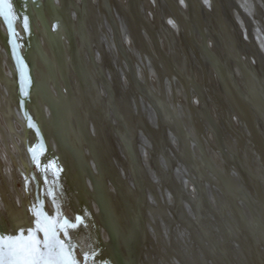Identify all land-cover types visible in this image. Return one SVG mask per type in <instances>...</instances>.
<instances>
[{
	"label": "bare ground",
	"instance_id": "1",
	"mask_svg": "<svg viewBox=\"0 0 264 264\" xmlns=\"http://www.w3.org/2000/svg\"><path fill=\"white\" fill-rule=\"evenodd\" d=\"M47 2L17 48L43 106L26 140L0 28L7 237L36 229L30 151L78 264H264V0H63V22Z\"/></svg>",
	"mask_w": 264,
	"mask_h": 264
},
{
	"label": "snow or ice",
	"instance_id": "2",
	"mask_svg": "<svg viewBox=\"0 0 264 264\" xmlns=\"http://www.w3.org/2000/svg\"><path fill=\"white\" fill-rule=\"evenodd\" d=\"M11 7L8 0H0V15L4 14V8L11 10ZM35 215L36 229L29 230L27 237L21 234L8 237L3 242V247H0V264H78L70 251V245L60 239L55 219L39 211ZM66 224L68 222L65 220L59 225L60 231L64 230ZM38 232L43 233L42 239L36 235ZM64 236L68 237L67 231H64Z\"/></svg>",
	"mask_w": 264,
	"mask_h": 264
},
{
	"label": "water",
	"instance_id": "3",
	"mask_svg": "<svg viewBox=\"0 0 264 264\" xmlns=\"http://www.w3.org/2000/svg\"><path fill=\"white\" fill-rule=\"evenodd\" d=\"M166 3H168V2H166ZM4 21L6 22L5 23V28H4L5 29V31H4L5 37L9 41L11 40V42H13L14 45H15V41H17V32L15 31V29H16L15 28L16 27V24H15L16 20H14V21L11 20L9 12H8V15H3L2 14L0 16V28H1V30L3 28L2 22H4ZM33 24H34V22L32 21L30 23L31 29L33 28ZM34 26H35V24H34ZM96 49L99 51L98 53L100 54L99 47H97ZM17 51L18 50H15L14 57H15V59L19 60V58H20L19 57V51L18 52ZM88 53H89V56H90V52H88ZM12 62H13V60H12ZM15 65H14V67L17 68V64H15ZM103 65L107 66V63L104 62ZM16 68L14 69L15 73H13V77H14V80H15V91H14L15 92V96L17 94L16 93L17 92V87L20 86V80H21L20 72L18 70H16ZM13 103H14L15 109L17 110L18 114L21 115V118H22V121H23V129H24V131H23V133H24L23 139L26 140V136L28 135V131H29V129H28V121H27L26 116H25L27 111H26V109L24 107L21 106V104H18L16 102V99L15 100L13 99ZM42 107L43 106L42 105L41 106L38 105L37 102L32 105L33 110L34 111L37 110L36 112H38L37 114L40 117V119H41V111H43ZM84 129H86V130L88 129V131H89V127L88 126L87 127L85 126ZM48 151H49V149H48ZM27 157H28V162H27V166H26V172H27V174H28V176L30 177V180H31V188H32L33 198H34V201H35V205L37 207L36 212L39 211V212H42L43 214L47 215L50 218H54L55 221L57 222V230L60 233V239L64 240L65 244H69L68 237L64 236V231H66L67 227L64 226V230L63 231H60V229H59V225L62 224L66 219H65V217H64V215L62 213V209H63L62 207L63 206L61 205L60 199L58 197V189H56L55 187L47 186V185L42 186V184L40 182V180H42V176H41L40 171H39V163H37V161L33 158V155L31 154L30 151H29V153L27 151ZM108 180H105V183L109 185V181ZM89 181L91 182V180H89ZM252 184H254V183H252V181H251V186H252ZM64 204L71 205V204H69V202L67 200H64ZM48 206H49V208H50V210L52 212V216L50 215V211H49ZM70 207H71V210L74 211L73 207L72 206H70ZM172 211L175 212V209H173ZM101 223H102L101 225L103 226V222L102 221H101ZM104 229H106V228H104ZM7 238L8 237H7V235L4 232V228H3L2 224L0 223V247H3V242L6 241ZM110 241H111V239H110ZM70 251H71V249H70Z\"/></svg>",
	"mask_w": 264,
	"mask_h": 264
},
{
	"label": "rangeland",
	"instance_id": "4",
	"mask_svg": "<svg viewBox=\"0 0 264 264\" xmlns=\"http://www.w3.org/2000/svg\"><path fill=\"white\" fill-rule=\"evenodd\" d=\"M45 1L47 2V0H45ZM51 1H52V4L54 5V10L58 12V15L60 16V19L62 20V22L65 21V18H66L65 17V10H66V8H64L65 4H63L64 3L63 0H51ZM11 2L13 4L12 9L10 10L11 13H12V17H13V12H15L18 15V17H20L21 22H22V27L19 30L20 31V35H17V42L15 41V45H14L13 42H11V40L9 41V40H7V38H5L7 44L11 48L12 54H13L12 75H13V73H15L14 69L16 67H14V65L17 64L16 70H18L20 72V77H21L20 86L17 87L16 97L18 98V100L20 101L22 106L23 105L26 106V110L28 111V114L30 112L28 120H27L28 124H29V127L30 128L31 127L34 128L40 134L41 133L40 130L42 129V127H41V119L38 117L37 112L34 111L31 108L32 107V105H31V97L34 98V96H33L32 92H31L28 80L26 78L27 69H28V72L30 71L29 63H27L28 65H25L24 61L21 58H19V60H17L14 57L15 50H17L16 48H18V45H19L21 53L24 54V57L27 60V53H28V51L30 49L29 40H30L31 37L34 36L33 29H31V26H30V23H29V13H28V6H27L28 0H12ZM38 3H39V5H38L39 7L38 8H39L40 11L42 10V13H43L42 0H38ZM70 12H71L72 16H73V14H75V11L73 9ZM3 13H4L3 15H8V9L4 8L3 9ZM67 13H68V11H67ZM68 14H67V17H68ZM25 20L27 21L26 25H25ZM4 28H5V22H4L3 28H2V32L3 33L5 31ZM30 30H31V32H30ZM15 31H16V29H15ZM25 33H27V37L26 38H25V35H26ZM31 33H32V35H31ZM4 37H5V34H4ZM53 46H54L55 49L58 48L57 42H55V40H54ZM73 47H74V51L72 53L76 55L77 54V48H76V43H75L74 40H73ZM40 73H41V70H40ZM42 75H43V73H42ZM42 78L45 81V82L43 81V84H45L46 83V79L44 78V75H43ZM52 81L53 82L56 81L54 79L53 75H52ZM13 85H14V89H15V80L13 81ZM46 85H47V87L49 86L48 82L46 83ZM60 89H61V87H60ZM61 93H62L63 96L65 95V94H63L64 93L63 90H61ZM31 94H32V96H31ZM59 99H60V104H61V101H63V99L61 98L60 94H59ZM67 105H68V107L70 109H72V107H71V105L69 104L68 101H67ZM61 107H62V104H61ZM94 137H95V143L99 142L98 136L96 134H94ZM70 178H72V175H71Z\"/></svg>",
	"mask_w": 264,
	"mask_h": 264
},
{
	"label": "flooded vegetation",
	"instance_id": "5",
	"mask_svg": "<svg viewBox=\"0 0 264 264\" xmlns=\"http://www.w3.org/2000/svg\"><path fill=\"white\" fill-rule=\"evenodd\" d=\"M59 88H60V86H59ZM60 91V96H61V98L63 99V101H64V103L66 104V106H67V99H66V96L64 95H62L61 94V89L59 90ZM75 98V97H74ZM76 100V99H75ZM69 108V107H68ZM70 109V108H69ZM71 110V109H70ZM72 111V110H71Z\"/></svg>",
	"mask_w": 264,
	"mask_h": 264
}]
</instances>
